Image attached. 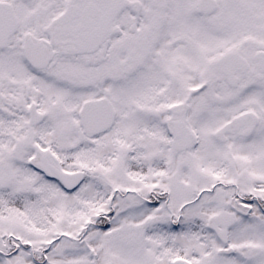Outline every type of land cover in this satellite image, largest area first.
<instances>
[{"label": "snow or ice", "instance_id": "1", "mask_svg": "<svg viewBox=\"0 0 264 264\" xmlns=\"http://www.w3.org/2000/svg\"><path fill=\"white\" fill-rule=\"evenodd\" d=\"M0 264H264V0H0Z\"/></svg>", "mask_w": 264, "mask_h": 264}]
</instances>
